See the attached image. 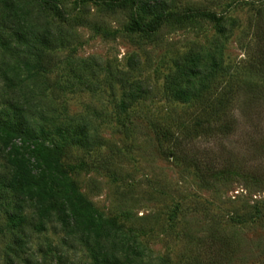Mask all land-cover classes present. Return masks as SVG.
I'll return each instance as SVG.
<instances>
[{"label":"rangeland","instance_id":"obj_1","mask_svg":"<svg viewBox=\"0 0 264 264\" xmlns=\"http://www.w3.org/2000/svg\"><path fill=\"white\" fill-rule=\"evenodd\" d=\"M43 1L24 4L49 45L45 67L26 72L17 44L0 53V112L10 99L30 107L35 137L59 152L45 192L20 196L0 145V264L16 238L31 264H109L115 241L103 250L88 219L136 254L114 264H264V184L206 187L190 162L264 170V0H149L147 13L171 15L152 34L132 30L135 0H53L63 18Z\"/></svg>","mask_w":264,"mask_h":264},{"label":"trees","instance_id":"obj_2","mask_svg":"<svg viewBox=\"0 0 264 264\" xmlns=\"http://www.w3.org/2000/svg\"><path fill=\"white\" fill-rule=\"evenodd\" d=\"M32 1L37 2L38 0ZM127 1L129 0H121L123 5H126L125 3H127ZM27 2L26 0H20V2H18V0H16V2L13 0H0V4L2 3V7L0 8V53L5 56L4 54L11 52V44L22 46V49L24 48L25 52L19 53L16 58L20 60V64L24 65L26 72H31V70L44 69L45 64H43L42 61L44 57L43 50L49 45L46 44L47 40L39 36L40 34L37 33V27L35 26L37 16L33 15L34 13L32 14L27 6H25L24 3L27 4ZM132 2L139 7L143 14L141 19L134 20L132 23L131 27L134 31L146 34L155 33L161 28L165 20L171 17V15L164 16L157 13H151V15L147 13L149 9H153L152 5H149V0H135ZM43 3L46 6L48 5L51 8H55L59 17H64L63 11L59 9L57 6L58 4L53 0H44ZM8 6H10V8H8ZM201 15L205 18L216 20V16L212 13H202ZM148 16L151 18L149 19ZM145 19H149L147 23L142 22ZM259 52L260 64L261 66H264V46L261 47ZM3 65H6V60L5 63H2L1 68ZM32 66H35V68L32 69ZM187 68L189 67H179L174 79L183 78L187 75ZM6 73L9 72L6 71ZM262 74L264 75V71H262ZM168 81L173 82L174 80L171 78L170 80H167V82ZM171 96L177 101L184 102L188 100L186 94L179 90ZM256 100V104H260L261 102L264 103V92L261 93ZM23 104L24 103L10 99L7 107H10L12 110L9 113H5V111L2 113L0 112V145L3 149L9 148L12 156L16 157V163H14L16 172L13 173L11 178L7 181L6 187L14 190L16 193H20V196H24L25 192L30 195L33 194L35 192L34 187H37V185L43 187L42 192H45L44 188H46L47 177L46 175L44 176V174L46 173V169H56L53 160L55 158L54 156L58 155L59 152V149H55L54 146L50 148L43 143H40L41 141L39 142V140H41V138L35 137L36 132L34 128L29 126V121L32 120L30 117L31 108ZM260 144L259 155L264 158V140ZM205 158L206 157H195L190 162H193L192 167L196 171L199 180L206 187L209 184L212 185L211 183L213 182H227L228 180H248L255 184H257V182L261 185L264 184L262 181L264 180V170L261 169V167L245 169L241 165H234L231 163L229 157H222V166L215 168L204 165L203 162ZM39 164L43 166V173L36 175V178H34V175L31 174V170H38L36 167L39 166ZM36 198L39 202H42V199L39 198V196H36ZM71 213L73 216L78 215L75 208H73ZM88 221V231L91 232L90 234H95L94 238H96L97 244H100V247L103 250H108V242L111 240L115 241L112 248L113 254L111 253L110 255L107 253L109 257L102 261L103 263L114 264L112 261H115L118 257L117 252L123 253L127 257H132L133 260L134 255L136 254L130 253L125 243L122 244V239L118 235L119 230L114 232L109 230V232L103 233V231H100V227L96 226L100 225V222H94L92 219H88ZM22 245L23 240L20 238L14 240V248L17 252L10 264H31V261L23 260V257L20 255ZM121 245L126 247L125 251L121 249ZM214 253H216V251ZM209 254L212 256V253Z\"/></svg>","mask_w":264,"mask_h":264}]
</instances>
